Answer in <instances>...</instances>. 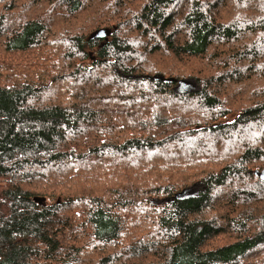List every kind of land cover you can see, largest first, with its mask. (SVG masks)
I'll return each mask as SVG.
<instances>
[{
    "label": "trees",
    "instance_id": "1",
    "mask_svg": "<svg viewBox=\"0 0 264 264\" xmlns=\"http://www.w3.org/2000/svg\"><path fill=\"white\" fill-rule=\"evenodd\" d=\"M262 171L264 0H0V264H264Z\"/></svg>",
    "mask_w": 264,
    "mask_h": 264
},
{
    "label": "water",
    "instance_id": "2",
    "mask_svg": "<svg viewBox=\"0 0 264 264\" xmlns=\"http://www.w3.org/2000/svg\"><path fill=\"white\" fill-rule=\"evenodd\" d=\"M105 31H106V30H105ZM105 31L97 32V33L95 34V36H103L104 34L107 33V31H106V32H105ZM154 78H155V79H159V78H162V77H161V76H155ZM189 82H191V81H189ZM186 83H187L186 80H181V81L178 83L176 89H177V90H178V89H181ZM187 91H190V90H180V92H183V93H184V92H187ZM256 173H258V172H256ZM197 187H199V184H195V185H193V186H191V187H189V188H186V189H184L183 191H181V192L175 194L173 197H169V198L165 199L164 201H170V200H175V199H184V198H188V197H190V196L192 195V193H190V192H192V191H194L195 189H197Z\"/></svg>",
    "mask_w": 264,
    "mask_h": 264
},
{
    "label": "rangeland",
    "instance_id": "3",
    "mask_svg": "<svg viewBox=\"0 0 264 264\" xmlns=\"http://www.w3.org/2000/svg\"><path fill=\"white\" fill-rule=\"evenodd\" d=\"M187 83L180 89V90H191V89H196L198 88L197 84L195 83V81L191 80V82H189V80H186ZM261 176L264 175V171H262L260 173ZM197 190H199L198 188L195 189L194 191L197 192Z\"/></svg>",
    "mask_w": 264,
    "mask_h": 264
}]
</instances>
